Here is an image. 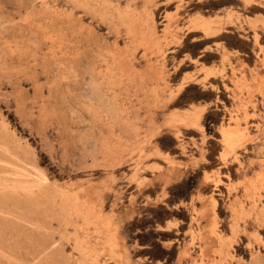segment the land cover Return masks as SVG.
Wrapping results in <instances>:
<instances>
[{"label": "rangeland", "instance_id": "rangeland-1", "mask_svg": "<svg viewBox=\"0 0 264 264\" xmlns=\"http://www.w3.org/2000/svg\"><path fill=\"white\" fill-rule=\"evenodd\" d=\"M148 1L102 2L109 17L118 2L120 11L142 13L157 10L164 0H153L143 10ZM249 1V6L244 0H207L195 6L184 0L187 7L180 14V27L185 19L202 14L221 18L227 32L220 40L200 42L196 47L192 38L201 34L188 36L182 54L174 57L180 60L187 53L197 64L169 80L170 87L176 89L186 75L200 79L202 65L212 71L220 65L224 75L210 79L205 88L186 89L177 103L165 108L150 93L156 83H142L143 76L152 78L147 64L137 56V61L124 59L132 60L133 70L122 65L123 38L115 37L106 23L92 20L74 0H0V264L32 263L25 243L29 234L11 237L22 229L15 217H26L28 206L24 202L23 207L17 205L12 191L18 199H25V190L33 187L28 185V173L34 168L59 189L70 187L96 216L104 218L98 235L94 226L90 231L80 222L73 221L69 229L70 235H78L89 245L96 264H121L123 253L130 264L150 263L149 255L157 257L155 264L167 260L169 264H259L261 260L264 264V0ZM174 8L167 11L174 15ZM163 11L160 8L154 13L158 34L163 30ZM215 41L221 43L220 56L213 50ZM203 48L212 52L206 54ZM114 54L120 61L114 63L115 77L121 80L124 76L126 83L114 78L122 84H113L117 87L112 90L101 79L104 67L98 66L103 65V57ZM171 57L166 59L170 72L177 61L172 63ZM113 99L119 111L112 112ZM192 105L206 108L204 133L181 128L182 142H177L162 124L171 109L185 110ZM117 113L131 119L130 125L134 119L136 126L126 129ZM233 124L239 125V131ZM227 126L242 134L232 138L228 147L221 142L220 133ZM133 127L145 135L142 151L130 139ZM119 128L129 135L122 131L119 135ZM152 130L155 135L149 137ZM156 151L168 154L172 163L157 158ZM133 170L137 176L133 177ZM54 238L58 240V235ZM63 243H58L63 246V256L71 259L73 246ZM103 246L109 248L102 250Z\"/></svg>", "mask_w": 264, "mask_h": 264}, {"label": "bare ground", "instance_id": "bare-ground-1", "mask_svg": "<svg viewBox=\"0 0 264 264\" xmlns=\"http://www.w3.org/2000/svg\"><path fill=\"white\" fill-rule=\"evenodd\" d=\"M75 4L78 8L84 10V12L86 11L92 20H98L100 22L106 23L110 29L114 30V35H116L115 37L117 38H123L124 40V48L125 51H119L120 56H123L124 58H120L122 65H128V68L130 70L134 69V64H131L132 60L129 61H125L124 59L126 58H132L133 60H135L137 58V56L139 57V60H141L142 62L147 64V74L151 75L152 78L149 76H143L145 78H143V82L142 83H146V86L149 83H156L155 89L153 91H148L152 94L153 97H155L154 102L160 103L162 107H169L175 103L178 102V100L181 98V96L183 95V92L186 89H191L192 87L195 86H201L203 88L206 87L207 84H209V80L213 79V78H218L221 79L222 78V74H223V70L221 68V66L219 65L215 70L216 71H212L210 70L211 68L207 65H202L199 69V74H201V78L196 80L194 78H192L191 76H184L183 79L181 78L180 83L178 84L176 89H172V87H170V82L169 80H173L175 77H177V75L184 69V68H189L190 66H195L197 64V60L196 59H192L190 58L187 53L185 55H183V57L180 60H177L174 56L179 57L183 50H184V41L185 39L192 35V34H201V37L199 36V38L194 37L192 38V45L193 47H196L198 43L200 42H206L208 40L211 39H215V40H220L224 34L227 32L224 29V24L221 20V18L219 19H215L214 17H207L205 15L199 14V15H195L194 17H190L187 20H184L183 26L180 27L181 22L183 21V17H181V13L186 11V5L188 4H193L195 6L200 5L202 6L204 3L207 2V0H189V2H187V4L185 5L184 0H164L160 7L157 8H164L163 11V17H161L163 19V30L161 31L160 34H158V32L156 31V26H155V12L157 10H153L152 12H148V11H144L142 13H137L134 12L133 10L131 11H120L119 10V6L120 3H117V8H115L116 10L112 11V13L110 12L109 17H107V13H106V8L103 4V0H74ZM113 1V0H112ZM116 1V0H115ZM133 1V0H132ZM135 1V0H134ZM147 1V0H146ZM153 0H149L146 4H144V9H147V7L149 6L150 3H152ZM105 2V1H104ZM110 2V1H109ZM130 2V1H129ZM158 2V1H157ZM240 2V1H239ZM243 2V1H242ZM111 3V2H110ZM159 3V2H158ZM245 3V4H244ZM244 5L249 6L251 3L249 0H244ZM258 3V1L256 2ZM260 3V2H259ZM109 4V3H108ZM133 4V3H132ZM142 4V3H141ZM154 4V3H153ZM130 5V4H129ZM159 5V4H158ZM173 5H175V13L174 15L170 14L167 10L171 9L173 7ZM253 5V4H252ZM111 6V5H110ZM74 7V6H73ZM116 7V5H115ZM132 6H129V8H131ZM134 7H136V4H134ZM153 7V6H152ZM154 8V7H153ZM201 8V7H200ZM199 8V9H200ZM71 9V8H70ZM74 9V8H73ZM113 9V7H112ZM138 9V8H137ZM111 10V9H110ZM142 10V9H141ZM192 10V9H191ZM196 10V9H195ZM72 11V9H71ZM75 11V10H74ZM193 11V10H192ZM141 12V11H140ZM171 12V11H170ZM174 12V11H173ZM69 13V12H68ZM192 13V12H191ZM195 13V12H194ZM186 15L187 12L185 13ZM197 14V11L196 13ZM69 15V14H68ZM71 15V14H70ZM192 16V15H191ZM185 17V16H184ZM188 17V16H187ZM67 18V17H66ZM226 20V19H225ZM228 20V19H227ZM67 21V20H66ZM227 22V21H226ZM161 23V22H160ZM227 24V23H226ZM229 25V24H228ZM253 25V24H252ZM69 26V25H68ZM107 26V27H108ZM250 26V25H249ZM256 25H254L255 27ZM161 27V26H160ZM109 29V28H108ZM107 29V30H108ZM251 29V28H250ZM253 29V27H252ZM109 31V30H108ZM111 35V33H110ZM255 37V36H253ZM256 39V38H255ZM115 40V38H114ZM191 42V41H190ZM122 45V46H123ZM202 45V44H201ZM206 45V44H205ZM113 46H117V45H113ZM215 48L213 49L215 51L216 55L221 54L222 52V46L221 43L219 41H215ZM97 47H100L99 45ZM118 47V46H117ZM114 48V47H113ZM205 48V47H204ZM203 48V49H204ZM207 48V46H206ZM111 49V48H110ZM118 49V48H117ZM108 51V50H106ZM115 52V50H113ZM110 52V51H108ZM203 52H205L206 54H210V51H205V49L203 50ZM116 53V52H115ZM226 53V52H225ZM109 54V53H106ZM105 54V55H106ZM111 54V53H110ZM119 54L117 53V56L119 57ZM99 55V54H98ZM171 55V59L173 60L172 63L174 61H176L173 64V69L172 72H170L167 69L166 66V59L167 56ZM100 56V55H99ZM220 56V55H219ZM103 57V56H102ZM223 58V57H222ZM101 59V57H100ZM97 60V59H96ZM118 61L117 58H115V54L114 56L111 57H107L104 58L103 60H101L103 65H99L103 66L104 68L100 69V74H102V81L106 80V84L108 87V89H112L113 86L117 87L120 86L118 85L120 83V81H122L124 79V76L122 77L123 79H119L117 76L115 77V67H114V63L116 61ZM127 60V59H126ZM137 61V60H135ZM203 61V60H202ZM224 61V60H223ZM120 63V61H118ZM118 63V64H119ZM117 64V63H116ZM116 67H118L116 65ZM124 67V66H123ZM199 68V67H198ZM118 69V68H117ZM116 69V70H117ZM123 70V69H122ZM137 70V69H136ZM145 70V71H146ZM193 70V69H192ZM98 71V70H97ZM95 71V72H97ZM121 71V70H119ZM124 71V70H123ZM143 71V70H141ZM140 71V72H141ZM130 72V71H129ZM140 72L138 74H140ZM193 72V71H192ZM119 73V72H118ZM131 73V72H130ZM142 73V72H141ZM146 73V72H144ZM187 72H185L184 74H187ZM117 74V73H116ZM121 74V73H120ZM143 74V73H142ZM193 74V73H191ZM122 75V74H121ZM144 75V74H143ZM224 75V74H223ZM130 76V74H129ZM136 76V75H135ZM134 76V77H135ZM141 76V75H140ZM199 76V75H197ZM195 77V76H193ZM118 78L117 80L119 82H116L117 80H113V79ZM121 78V77H120ZM142 78V77H141ZM198 78V77H197ZM128 79L130 80V78L128 77ZM133 79V77H132ZM139 79V78H138ZM217 79V80H218ZM128 80V81H129ZM116 83H115V82ZM127 81V80H126ZM127 81V82H128ZM134 81V80H133ZM123 82V81H122ZM130 82V81H129ZM215 82V81H214ZM221 82V81H219ZM103 83V82H101ZM118 83V84H117ZM126 83V82H123ZM132 83V81L130 82ZM134 83V82H133ZM100 84V82H99ZM113 84H117L113 85ZM140 85V83H139ZM126 86V85H125ZM128 86V84H127ZM114 87V88H115ZM136 87V86H135ZM134 87V88H135ZM140 87V86H139ZM223 87V86H222ZM229 88V87H227ZM124 89V88H123ZM217 89V88H216ZM106 90V89H105ZM113 90V89H112ZM122 90V89H121ZM132 90V89H131ZM151 90V89H150ZM218 90V89H217ZM125 91V90H124ZM105 92V91H104ZM110 92V90H109ZM119 92V91H117ZM123 92V91H122ZM133 92V91H132ZM146 92V89H145ZM214 92V91H213ZM220 92V91H219ZM99 93V92H98ZM112 93V92H111ZM131 93V92H130ZM135 93V92H134ZM139 93V92H138ZM215 93V92H214ZM110 94V93H109ZM119 94V93H118ZM137 94V91H136ZM144 94V93H143ZM98 95V94H97ZM115 96V94H113ZM120 95V94H119ZM138 95V94H137ZM145 95V94H144ZM147 95V94H146ZM145 95V96H146ZM216 95V94H215ZM140 96V95H139ZM143 96V95H142ZM131 97V96H130ZM138 97V96H137ZM116 98V96H115ZM120 99V97H117ZM132 98V97H131ZM136 98V97H135ZM139 98V97H138ZM133 99V98H132ZM147 99V98H145ZM106 100V99H105ZM117 100V99H115ZM121 100V99H120ZM119 100V101H120ZM124 100V99H122ZM126 100V99H125ZM149 100V99H148ZM131 101V100H130ZM140 101V100H139ZM121 102V101H120ZM132 102V101H131ZM149 102V101H148ZM148 102H144V103H148ZM152 102V101H151ZM130 103V102H129ZM137 103V102H136ZM139 104V103H138ZM110 105H112V112L113 111H119L117 110V104L114 102V99L112 100V102L110 103ZM129 105V104H128ZM150 106L152 104H149ZM148 104H144V106H149ZM154 105V104H153ZM106 106V105H105ZM115 106V107H114ZM155 106V105H154ZM160 106V107H161ZM128 108H130L129 106H127ZM152 107V106H151ZM157 107V106H156ZM125 108V107H124ZM139 108V107H137ZM142 108V107H141ZM140 109V108H139ZM138 109V110H139ZM144 109V107L142 108ZM161 109V108H160ZM131 110V109H130ZM141 110V109H140ZM146 110V109H145ZM151 110V109H150ZM157 110V109H156ZM164 110V108H163ZM128 111V110H126ZM149 111V110H148ZM206 108L204 106H197V105H192L191 108L189 109H185V110H180L177 108H173L170 110V112L167 114V117L164 121V123L162 125H164V127H166L167 129H169L171 137L173 139H175L177 142H182L181 138V133H180V129H184L187 131H192L196 134H203L204 133V127L202 125V120H203V116L205 114ZM133 112V111H130ZM146 112V111H145ZM152 112V111H151ZM134 113V112H133ZM136 113V111H135ZM134 113V114H135ZM138 113V112H137ZM150 113V111H149ZM154 113V112H153ZM118 114V113H117ZM148 115V112L147 114ZM150 115V114H149ZM108 116V115H107ZM134 116V115H132ZM164 116V115H163ZM130 118V117H129ZM135 118V117H134ZM140 118V117H139ZM144 118V117H143ZM165 118V117H163ZM107 119V117H106ZM109 119V118H108ZM117 119L124 121L126 124H124L127 128L126 129H130V126H136L134 123V119L132 124L130 125L128 118H124L123 115L118 114L117 115ZM137 121H139L138 116H137ZM151 120V119H150ZM234 120V119H233ZM145 121V120H142ZM141 121V122H142ZM107 122V120L105 121ZM111 122V121H110ZM152 123L151 121H146V123ZM138 123V122H137ZM141 124V123H140ZM145 123H143L144 126ZM149 124V125H150ZM114 125V124H113ZM234 125V129L238 130L239 125L237 124H233ZM116 126V125H115ZM151 126V125H150ZM153 127H155L154 125H152ZM151 126V127H152ZM120 127V126H119ZM228 128H223L221 129L220 133H221V142L226 145L227 147L230 145L229 141H231L232 138H241L242 134H237L234 133L233 131L235 130H230L229 126H227ZM110 128V127H109ZM125 128V127H124ZM146 128V127H145ZM150 128V127H149ZM113 129V128H111ZM116 129V128H115ZM114 129V130H115ZM124 129V130H126ZM142 129V128H141ZM156 128H153V130ZM162 129V127H161ZM233 129V128H232ZM240 129V128H239ZM120 130V132H118L119 135H121V131L124 133L128 134V130L123 131L121 130V128L118 129V131ZM146 130V129H145ZM152 130V132H153ZM243 130L245 132H247V128H243ZM149 131V130H148ZM239 131V130H238ZM113 132V131H112ZM143 131L138 128H131L130 130V134L132 136H130V139H134L135 144L137 143L136 147L142 151V146H140L143 142V139L145 137V135H143L142 133ZM150 132V131H149ZM156 131H154L153 133H151V135L149 137H154V133ZM161 132V131H160ZM145 133V132H144ZM147 134V133H146ZM114 135V134H113ZM129 135V134H128ZM147 136V135H146ZM112 137V136H111ZM122 137V136H121ZM158 137V136H156ZM127 140V138H124ZM151 139V138H150ZM238 139H235L237 141H239ZM118 140V139H117ZM120 140H122L120 138ZM149 140V139H148ZM133 141V140H132ZM145 141V140H144ZM234 141V142H237ZM149 142V141H148ZM119 144V143H118ZM147 144V143H146ZM177 144V143H176ZM232 144V143H231ZM148 145V144H147ZM191 145V144H190ZM151 147V146H150ZM3 149V148H1ZM154 151V150H153ZM157 158H160L161 160H163L164 162H167V164L169 162L172 163L171 157L166 154L163 153L162 151H156ZM11 156V155H10ZM8 157V156H7ZM16 157V156H15ZM141 157V156H140ZM5 158V157H4ZM7 159V158H6ZM11 159V158H9ZM8 159V160H9ZM137 160V158H136ZM10 161V160H9ZM139 161V159H138ZM170 163V164H171ZM1 164V163H0ZM7 164V163H6ZM11 164V163H10ZM9 164V165H10ZM139 164V162L137 163ZM12 165V164H11ZM36 165V164H35ZM135 165V163H134ZM1 166V165H0ZM13 166V165H12ZM33 166V165H32ZM5 167V166H4ZM3 167V168H4ZM22 167V166H21ZM24 167V166H23ZM28 167V166H27ZM26 167V168H27ZM36 167V166H34ZM33 167V168H34ZM8 168V167H6ZM30 168V167H29ZM38 168V167H37ZM137 168V167H136ZM175 168V167H174ZM35 169V168H34ZM31 169L30 173L25 175H28V179H29V184H33V187L30 186V188L28 187L25 190L26 193V197L24 200L18 199L20 197H17L18 195L16 194V191H12L15 192L13 199L16 202L17 205H19L20 203L24 202V206L27 204V214L26 217L23 216V218H21L19 215H17L15 217L17 222L21 223V230H18L16 232L15 235H13L11 238L14 237H20L21 235H26L29 234V236H27L25 238V243L27 244V246L29 247V256H30V261L33 264H96L97 262L95 261V259L92 256V252L87 246L89 245H84L87 243H84L82 241V239L78 236V235H70L69 233V229L72 228V223L74 222H80L81 223V227L82 224L85 225L90 231L92 230L91 227L94 226L95 229L94 231L97 233H99V229H98V225L101 226V224H99V222L104 225L103 221H100L104 218H101V215H95L93 208H90L89 205L87 204V202L85 200H83L82 198H80L76 193L73 192V190L70 187H65L63 189H59L57 186L52 185L49 181V179L43 174L40 173L38 171H36L37 169ZM135 169V166H134ZM140 169L139 167L137 168V170ZM168 169V168H167ZM171 169V168H170ZM173 169V168H172ZM6 170V169H5ZM164 170V169H162ZM2 171V170H0ZM9 171V170H8ZM133 173L132 175L134 174ZM166 171V170H164ZM5 172V171H4ZM136 172V171H135ZM139 172V171H138ZM169 172V171H168ZM164 173V174H169V173ZM1 173V172H0ZM151 174V173H150ZM13 175V174H12ZM136 175V174H135ZM133 175V177L135 176ZM138 175V174H137ZM136 175V176H137ZM152 175V174H151ZM158 175V174H157ZM177 174H175L176 176ZM4 176V175H3ZM9 176V175H8ZM24 176V175H23ZM163 176V175H162ZM167 176V175H166ZM179 176V174H178ZM207 176V175H206ZM6 177V176H5ZM11 178V176H9ZM165 177V176H164ZM211 177V176H210ZM3 178V177H2ZM25 178V177H24ZM156 177H154L155 179ZM160 178V177H158ZM156 178V179H158ZM168 178V177H167ZM166 178V179H167ZM207 178V177H206ZM7 179V177H6ZM5 179V181H6ZM14 179V178H13ZM153 179V180H154ZM161 179V178H160ZM164 178H162L163 180ZM166 179H164L166 181ZM209 179V178H208ZM4 180V179H3ZM10 180V179H9ZM15 180V179H14ZM13 180V181H14ZM24 181V179H22ZM30 180L32 182H30ZM159 180V179H158ZM161 180V181H162ZM12 181V179H11ZM27 181V180H26ZM160 181V180H159ZM4 182V181H3ZM2 182V184H3ZM7 182H9L7 180ZM18 182V181H17ZM218 182V181H217ZM16 183V182H15ZM25 183V182H24ZM1 184V185H2ZM7 184V183H6ZM13 184V183H11ZM19 185L21 183H18ZM150 184V183H149ZM152 184V183H151ZM5 185V184H4ZM9 185V184H8ZM24 184H21V187ZM6 186V185H5ZM26 186V185H25ZM67 186V185H66ZM1 187V186H0ZM2 187H4L2 185ZM12 188V186H10ZM27 187V186H26ZM16 188V187H15ZM13 188V190L15 189ZM35 190H34V189ZM2 189V188H1ZM23 189V188H22ZM248 189V188H247ZM12 190V189H11ZM249 190V189H248ZM4 191V190H3ZM19 191V190H18ZM246 191V190H245ZM2 193V190H1ZM0 193V194H1ZM7 194V191L5 192ZM10 193V192H9ZM19 193V192H18ZM4 194V193H3ZM5 194V195H6ZM20 194V193H19ZM24 195V193H22ZM22 195V196H23ZM21 196V195H20ZM248 196V195H247ZM7 199V198H6ZM9 200V199H8ZM252 201V200H251ZM212 205V204H211ZM252 205V204H251ZM213 206V205H212ZM20 207V206H19ZM22 207H23V203H22ZM251 207V206H250ZM242 208V206H241ZM252 208V207H251ZM3 209V208H2ZM254 209V208H253ZM24 210V209H23ZM251 210V209H250ZM264 210V209H262ZM262 210H260L262 212ZM4 211V210H3ZM2 211V212H3ZM233 211H235L233 209ZM249 211V210H248ZM264 212V211H263ZM25 214V212H23ZM3 214V213H1ZM11 214V213H10ZM7 214H5L4 216H6ZM9 218L11 215H8ZM105 219L107 220L108 217H105ZM109 220V219H108ZM111 221V220H109ZM108 221V222H109ZM23 223V224H22ZM106 223V222H105ZM112 224V223H110ZM108 226H111V225ZM10 225V224H9ZM54 225L57 226L56 229H54ZM103 227V226H102ZM214 227V226H213ZM11 228V227H10ZM104 228V227H103ZM107 229H111L110 227H106ZM106 229V232H107ZM88 231V230H86ZM113 232V231H112ZM111 232V233H112ZM116 232V231H115ZM107 235V233H105ZM108 234H109V230H108ZM54 235H58V240L56 238H54ZM102 235V234H101ZM104 235V234H103ZM110 235V234H109ZM107 236L110 237L109 239L111 241H115L113 239V236ZM112 235H114V232L112 233ZM116 235V234H115ZM93 236V235H92ZM94 237V236H93ZM116 237V236H114ZM255 237V236H254ZM88 238V237H87ZM97 238V236H96ZM219 238V237H218ZM257 238V237H255ZM86 239V238H84ZM93 239V238H91ZM100 239V238H99ZM106 239V238H105ZM88 240V239H87ZM94 240V239H93ZM97 240V239H96ZM103 241V240H102ZM59 242H65V243H70L73 246V255L71 257V259H65L63 256V249H62V245H58ZM108 242V241H106ZM8 243V242H7ZM98 242L96 241L95 244H97ZM101 243V242H100ZM103 243H105L103 241ZM112 243V242H111ZM117 243V242H116ZM6 244V243H5ZM64 244V243H63ZM90 244V243H89ZM94 244V243H93ZM113 245H117L112 243ZM92 244H90L91 246ZM109 245V244H108ZM101 246V245H99ZM92 247V246H91ZM97 246H95L96 248ZM105 247L108 246H103V249ZM112 246H110L111 248ZM93 248V247H92ZM98 248V247H97ZM109 248V247H108ZM94 249V248H93ZM97 250V249H96ZM101 250V251H102ZM113 250V249H112ZM116 251V250H115ZM11 252V251H10ZM96 252V251H95ZM94 252V253H95ZM103 252V251H102ZM110 252V251H109ZM104 253V252H103ZM115 253V252H114ZM13 254V253H12ZM68 254V253H67ZM97 254V253H96ZM112 254V252H111ZM119 254V253H118ZM123 258L120 259L121 261L124 262V264H130L129 259L127 258L126 253H123ZM4 255V254H3ZM95 255V254H94ZM229 255V253H228ZM122 255H120L121 257ZM257 256V255H256ZM98 257V255L96 256ZM95 257V258H96ZM117 257H119L117 255ZM119 257V258H120ZM98 259V258H97ZM257 259V258H254ZM251 260V261H254ZM122 262V263H123ZM262 262V260H261ZM260 262V263H261ZM31 263V264H32ZM121 263V264H122ZM256 263V262H255ZM259 263V264H260ZM254 264V263H253Z\"/></svg>", "mask_w": 264, "mask_h": 264}, {"label": "trees", "instance_id": "trees-1", "mask_svg": "<svg viewBox=\"0 0 264 264\" xmlns=\"http://www.w3.org/2000/svg\"><path fill=\"white\" fill-rule=\"evenodd\" d=\"M158 234L163 235V233H160V232H158ZM149 259L151 260V262L150 263H144V264H155L154 263L155 262L154 260L157 259V257L156 256H152V255H149ZM169 262H170V260H167V261H165L164 264H169Z\"/></svg>", "mask_w": 264, "mask_h": 264}]
</instances>
